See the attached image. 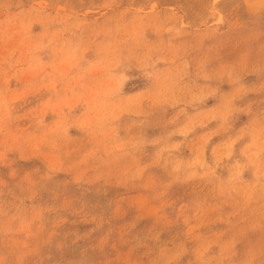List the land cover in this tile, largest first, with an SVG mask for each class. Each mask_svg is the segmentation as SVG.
Returning <instances> with one entry per match:
<instances>
[{
	"label": "rangeland",
	"instance_id": "rangeland-1",
	"mask_svg": "<svg viewBox=\"0 0 264 264\" xmlns=\"http://www.w3.org/2000/svg\"><path fill=\"white\" fill-rule=\"evenodd\" d=\"M0 264H264V0H0Z\"/></svg>",
	"mask_w": 264,
	"mask_h": 264
}]
</instances>
